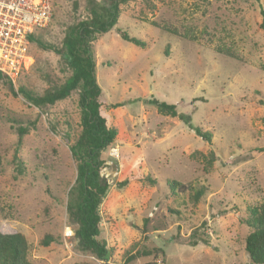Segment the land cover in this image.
Listing matches in <instances>:
<instances>
[{"label": "rangeland", "instance_id": "374dc122", "mask_svg": "<svg viewBox=\"0 0 264 264\" xmlns=\"http://www.w3.org/2000/svg\"><path fill=\"white\" fill-rule=\"evenodd\" d=\"M53 3L50 24L33 35L60 47L68 26L85 17V0ZM262 9L264 0H129L118 24L92 42L102 111L117 130L102 154L111 181L99 207L106 260L81 248L66 208L79 91L42 108L17 92L43 95L70 71L34 37L18 79L0 73V229L25 236L33 264H253L243 220L264 206ZM153 99L174 104L211 139ZM20 126L28 130L21 141ZM200 239L208 243L192 245Z\"/></svg>", "mask_w": 264, "mask_h": 264}, {"label": "trees", "instance_id": "16d2710c", "mask_svg": "<svg viewBox=\"0 0 264 264\" xmlns=\"http://www.w3.org/2000/svg\"><path fill=\"white\" fill-rule=\"evenodd\" d=\"M128 1L85 0V17L68 26L60 47L45 44L40 38L32 35L31 42L35 37L34 40L42 47L51 49L61 56L70 75L61 86L47 90L43 95H38L23 86L17 90L26 100L39 108L53 106L68 98L72 92L79 91L81 131L75 142L68 143L77 172L75 182L68 192L66 208L70 223L76 225L74 233L79 245L100 260L107 259L108 248L106 241L100 238L102 218L99 207L111 185V181L105 177L106 164L102 154L116 142L117 130L110 126L108 118L102 111L103 104L100 100L102 89L96 79V59L92 42L96 40L97 35L109 32L118 24L121 5ZM74 8H79L78 2H74ZM261 14L263 16L261 27L264 29L263 9ZM118 34L123 40L136 46H146L144 41L130 36L126 31L118 29ZM10 84L14 91L13 84L11 82ZM149 103L162 113L178 116L205 140L211 139L210 134L193 127L189 117L178 114L174 104L157 99L150 100ZM52 129L56 131L54 127ZM27 132L26 128L21 126L18 128L19 141ZM19 170L21 171V168ZM144 180L151 184L156 183L148 174L144 175ZM128 183L129 180L125 179L118 187H124ZM168 183L173 191L185 190L184 184L179 181L169 180ZM243 222L251 228L245 241V249L251 263L264 264V206L251 208L250 216ZM199 243L207 244L208 241L195 240L192 245L196 246ZM28 253L29 244L23 234H5L0 229V264H33L28 258ZM128 261L124 264H128Z\"/></svg>", "mask_w": 264, "mask_h": 264}, {"label": "built area", "instance_id": "2783aa9c", "mask_svg": "<svg viewBox=\"0 0 264 264\" xmlns=\"http://www.w3.org/2000/svg\"><path fill=\"white\" fill-rule=\"evenodd\" d=\"M54 10L53 0H0V73L7 80L18 79L29 57L30 37L50 24Z\"/></svg>", "mask_w": 264, "mask_h": 264}]
</instances>
